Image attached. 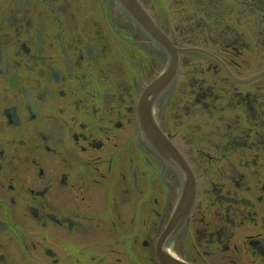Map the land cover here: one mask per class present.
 <instances>
[{"label": "flooded vegetation", "instance_id": "flooded-vegetation-1", "mask_svg": "<svg viewBox=\"0 0 264 264\" xmlns=\"http://www.w3.org/2000/svg\"><path fill=\"white\" fill-rule=\"evenodd\" d=\"M178 61L148 112L195 199L166 243L180 179L139 100L166 48L118 0H0V264H264V0H137Z\"/></svg>", "mask_w": 264, "mask_h": 264}]
</instances>
